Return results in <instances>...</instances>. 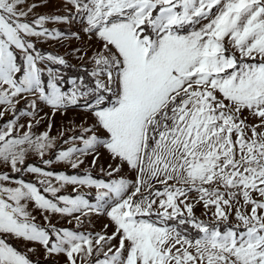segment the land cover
<instances>
[{
    "label": "snow or ice",
    "instance_id": "obj_1",
    "mask_svg": "<svg viewBox=\"0 0 264 264\" xmlns=\"http://www.w3.org/2000/svg\"><path fill=\"white\" fill-rule=\"evenodd\" d=\"M26 4L0 0V264H34L12 241L65 264H264V0H65L69 15L31 21L40 5ZM72 22L99 47L89 82L64 90L52 65L66 59L33 38L62 40L45 25ZM40 104L93 123L61 148L51 123L33 131ZM104 153L107 180L78 171ZM93 215L113 231H82Z\"/></svg>",
    "mask_w": 264,
    "mask_h": 264
},
{
    "label": "rangeland",
    "instance_id": "obj_2",
    "mask_svg": "<svg viewBox=\"0 0 264 264\" xmlns=\"http://www.w3.org/2000/svg\"><path fill=\"white\" fill-rule=\"evenodd\" d=\"M31 4H37L40 5L34 9V12L29 15L28 20L31 21L38 17L39 15H57V16H65L69 15L72 11H74L71 7V5H66L65 0H27V4L25 5V8L30 6ZM51 30H60L61 32L65 33V38L62 40H49L44 41L41 40H35L33 38L34 42L36 43L37 49L43 53H52L54 55H58L60 57H63L66 59L67 62H71L75 65L78 64H86L90 68H92V63L90 62L89 58L93 55V49H96L99 47L96 40L89 39L83 32H80V38L79 39H72L69 34L78 32L80 30V23L79 22H72L71 24H65V23H49L45 25ZM82 49L86 55L80 56L79 53H77L76 49ZM53 67V65H52ZM25 106V102L22 101L17 108L22 109ZM39 116L45 117V119L41 120L39 126H36L33 128V131L37 134L43 133L45 130L48 129V124L51 123V136L57 137V145L59 147L66 146L63 144V140H61V136H58V134L63 133L67 135L65 138L71 137L72 135H79V127L81 125L87 127L88 125L93 123L92 117L90 113H87L83 110H80L78 108H71L69 109L65 114H61L60 112H56L55 115H52V110L49 107L44 106L43 104H40L39 106ZM12 119L11 115H5L3 120H0V124H2L6 120ZM28 121L26 118H21L20 123L26 124ZM33 124H35V121H33ZM66 140V139H65ZM61 141V142H60ZM52 154L50 153L48 156L45 157V159L51 158ZM86 163H91V160H85ZM28 163H33L39 166L43 165L40 163V160L38 157L30 156L28 158ZM54 167H57L54 169ZM67 168L64 165L56 164L52 166V169L54 171H64ZM51 169V170H52ZM0 171H7L6 169L0 168ZM73 170L68 169L67 172H72ZM14 175V174H12ZM121 176H126L129 179H135V176L133 173H130L127 169V167L124 168V171H121ZM28 178L31 181H34V177L31 175L23 176ZM107 178V177H106ZM204 209L200 206H197L195 209V214L197 217H200L201 219H208V217L203 216ZM33 214L36 216L37 222L43 224L41 213L39 211H34ZM91 223L87 224V226H82V231H92V232H100L105 224H109V221L106 217L103 216H95L93 215L90 217ZM53 223L57 225V227L64 228L66 226H69L67 228H73L75 226V221H72L71 224L67 222L66 219L63 218H53ZM66 224V225H65ZM108 233L110 234L113 231L112 226L109 224V227L107 229ZM15 245L22 248L24 251H27L28 247H31L34 249V251L29 252V256L33 259H50L55 261L58 264H65V257H54V258H46L44 250L42 248H39L36 245H26L24 243L18 242V241H12Z\"/></svg>",
    "mask_w": 264,
    "mask_h": 264
},
{
    "label": "trees",
    "instance_id": "obj_3",
    "mask_svg": "<svg viewBox=\"0 0 264 264\" xmlns=\"http://www.w3.org/2000/svg\"><path fill=\"white\" fill-rule=\"evenodd\" d=\"M67 64H68L67 67H63L60 65H53L54 68H58L60 70V72L62 73V75L64 77V84L62 85L64 90H69L71 88V85L68 84V81L72 80V79L78 80L79 78L83 77L85 79V82H89L88 72L86 71V69L90 70L91 68L88 65H86V64L75 65L71 62H67ZM45 79H46V77H45ZM30 164H33V163H30ZM16 175L17 174H14V176H16ZM19 178H23L26 181H31L28 178L23 177V176H21ZM13 245L16 246L18 249L23 250L22 248L18 247L14 243H13ZM31 259L33 260L34 264H58L55 261L50 260V259H44V260L33 259V258H31Z\"/></svg>",
    "mask_w": 264,
    "mask_h": 264
},
{
    "label": "crops",
    "instance_id": "obj_4",
    "mask_svg": "<svg viewBox=\"0 0 264 264\" xmlns=\"http://www.w3.org/2000/svg\"><path fill=\"white\" fill-rule=\"evenodd\" d=\"M67 135V133L66 134H63V137L61 138V140H65V139H68V138H65V136ZM61 142V141H60ZM69 145H66V146H64V147H62V148H64V149H66L67 147H68ZM92 158L91 157H88L86 160H91ZM109 163H111V161L109 160V157L107 156V154L106 153H104V154H102V155H100V159H99V161H98V164H97V167L96 168H90L89 167V164L88 163H86V161H85V163L83 164V165H81V168L78 170L80 173H88V172H91L92 173V175L93 176H95V177H99V178H103V179H108V178H106V176H103L100 172H99V166H104L105 168H107V166H108V164ZM55 168H57V167H54V169ZM63 169H65L64 171L65 172H67V170L69 169V168H63ZM53 170V169H52ZM54 171V170H53ZM122 171H124V168L122 169ZM55 172H58V171H55ZM59 172H61V171H59ZM120 175H121V173H120ZM82 191H84V192H87L88 191V189L87 188H85V189H83ZM63 194H67V195H74V192H73V189L71 188V187H67L66 188V190L64 191V193ZM66 225V224H65ZM66 227H69V226H66Z\"/></svg>",
    "mask_w": 264,
    "mask_h": 264
}]
</instances>
